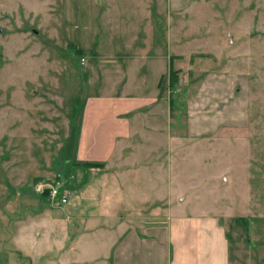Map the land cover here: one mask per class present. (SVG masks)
<instances>
[{
	"label": "crops",
	"instance_id": "obj_1",
	"mask_svg": "<svg viewBox=\"0 0 264 264\" xmlns=\"http://www.w3.org/2000/svg\"><path fill=\"white\" fill-rule=\"evenodd\" d=\"M98 2L105 15L81 23L90 38L79 50L93 61L85 74L90 94L81 97L67 191L75 196V217L88 223L104 217L106 226L81 227L79 238L114 234L110 264H229V239L219 218L177 209L192 200L195 184L183 180L190 151L240 137L249 126L250 76L223 64V36H208L205 18L199 24L208 27L196 35L197 0H166L171 22L163 37L157 0ZM200 9L201 18L209 16ZM226 40L234 56L251 50L249 37ZM100 190L109 209L103 216L94 203Z\"/></svg>",
	"mask_w": 264,
	"mask_h": 264
},
{
	"label": "rangeland",
	"instance_id": "obj_2",
	"mask_svg": "<svg viewBox=\"0 0 264 264\" xmlns=\"http://www.w3.org/2000/svg\"><path fill=\"white\" fill-rule=\"evenodd\" d=\"M98 1L0 0V264H110L114 234H78L87 225L104 226L106 218L82 222L67 191L93 61L79 50L89 37L81 23L105 15ZM197 1L196 35L208 27L199 24L205 18L208 36H223V64L250 76V122L240 137L190 151L183 180L195 184L192 200L177 212L217 216L228 235L229 264H264V0ZM157 3L163 37L171 21L166 0ZM201 7L209 16L201 18ZM247 37L251 50L234 56L226 39ZM40 182L60 187L69 202L53 203L48 188L35 189ZM98 199L103 216V190Z\"/></svg>",
	"mask_w": 264,
	"mask_h": 264
},
{
	"label": "built area",
	"instance_id": "obj_3",
	"mask_svg": "<svg viewBox=\"0 0 264 264\" xmlns=\"http://www.w3.org/2000/svg\"><path fill=\"white\" fill-rule=\"evenodd\" d=\"M60 176H61L60 174H57L56 180H59ZM34 187L37 190H43L45 188H48L49 196L51 197V200L53 201V203L55 201L56 205H62V204H65L67 202V195L60 193V187H57V186L55 187L52 184H45L42 182L35 183Z\"/></svg>",
	"mask_w": 264,
	"mask_h": 264
},
{
	"label": "trees",
	"instance_id": "obj_4",
	"mask_svg": "<svg viewBox=\"0 0 264 264\" xmlns=\"http://www.w3.org/2000/svg\"><path fill=\"white\" fill-rule=\"evenodd\" d=\"M170 76H171V81H172V84H173L174 81L176 80V76H177V75H176L175 73L172 72Z\"/></svg>",
	"mask_w": 264,
	"mask_h": 264
}]
</instances>
